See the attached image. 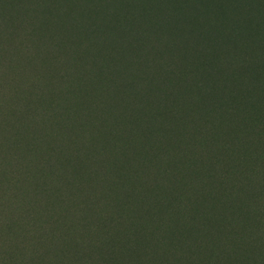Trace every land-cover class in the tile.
Instances as JSON below:
<instances>
[{"label": "rangeland", "instance_id": "1", "mask_svg": "<svg viewBox=\"0 0 264 264\" xmlns=\"http://www.w3.org/2000/svg\"><path fill=\"white\" fill-rule=\"evenodd\" d=\"M0 1L16 3V9L23 12L18 16L25 35L18 41L13 39L10 46L20 49L22 42L24 51H28V40L41 39L48 54L42 62L30 61L32 70L22 57L17 75L13 74L19 82L9 75L0 82V116L9 111L6 108L13 109L15 114H8L16 128L9 131L8 143H0V186H6L4 179L11 182L8 187L19 190L20 194H14L20 202L46 211L50 210L47 203L53 202L62 220L69 219L79 207L71 194L79 192L66 186H76L77 169L58 166L56 170L54 153L47 152L55 138L52 123L47 117V126L42 123L32 127L44 113L43 118L60 105L58 84H67L71 92L83 91L81 104L71 108L78 109L75 114L80 115L82 125L73 124L69 137L90 146L93 156L114 135L117 149L132 145L128 154L120 157L122 163H138L147 153H151L149 159L156 155L172 163L181 153L179 144L187 139L201 166L210 165L215 182L223 179L229 187L232 182L228 180L239 179L233 188L237 200H246L251 193L264 195V159L246 175H234L242 163L236 161L235 153H240L246 136L252 139L264 125V93L258 87L264 84V0ZM70 58V68L68 63H61ZM42 63L52 67V77L59 68L66 75L64 79L55 78L58 82L54 91L40 102L31 96L33 85L41 88L40 78L47 74V66ZM205 92L209 97L202 95ZM15 94L18 96L11 98ZM62 95L70 97L69 93ZM32 108L38 109L33 118L28 116ZM173 111L180 112V119L171 116ZM226 119L231 124H224ZM174 120L176 143L172 145L165 142L162 133ZM60 121L69 123L70 118ZM147 130L148 135L140 133ZM223 131L226 135L216 142L217 134ZM0 132L5 133L1 125ZM209 135L213 136L208 139ZM65 140L61 136L56 144ZM260 145L263 149L264 136ZM169 155H174L173 159ZM111 156L105 159L111 162ZM241 169L246 170L244 162ZM201 172L199 180L204 179ZM248 173L252 183L243 180ZM12 195L6 191L2 197L0 191L2 220L13 218L21 206L16 201L6 205ZM207 204L211 206L212 202ZM251 206L249 214L257 211L255 204ZM220 210L218 203L216 212ZM259 224L264 228V219ZM57 239L63 240L58 233ZM24 246L27 257H32L31 243Z\"/></svg>", "mask_w": 264, "mask_h": 264}, {"label": "trees", "instance_id": "2", "mask_svg": "<svg viewBox=\"0 0 264 264\" xmlns=\"http://www.w3.org/2000/svg\"><path fill=\"white\" fill-rule=\"evenodd\" d=\"M16 6V3L0 1V82L5 81L3 76L6 75L11 80H17L13 74L17 75L20 69L17 64L22 57L27 60L25 64L28 66L35 60L42 62L48 57L46 43L41 39L39 42L28 40L31 45L28 51H24L22 42L20 49L10 46L13 39H22L26 32L18 16L23 12L18 11ZM63 62L68 63L69 68L73 65L71 58L69 62L68 59H63ZM42 64L47 66L46 63ZM51 68L50 65L44 67L47 74L44 73L40 78L43 81L41 88L33 85L31 97L36 101L41 102L49 97L58 82L55 78L64 79L66 75L59 68L52 77L49 74ZM66 85H57L60 105L43 118L44 113L32 127L42 123L47 126V120L52 123L51 127L56 130L53 131L55 138L47 152L53 151L56 170L58 166L77 169V179L74 180L76 186H70L69 183L66 186L70 191L79 192L71 193L75 205L79 207L69 214V219L62 220L55 203H47L48 211L27 206L15 195L20 194L17 192L19 190L14 187V192L12 187H8L13 184L4 179L6 186H0L2 197L6 191L13 194L12 198L7 199L6 205L12 206L13 201H16L21 208H18L13 218L2 220L0 216V264H264V228L259 224L264 219L263 194L251 193L246 200H237L233 188L239 179L228 180L232 182L229 187L223 179L215 182L210 165L207 164L206 168L205 165L201 166L200 159L191 151L187 139L179 144L181 153L176 159H173L174 155H169L173 159L172 163L158 159L156 155L149 159L151 153L145 154L138 163H122L120 157L126 156L132 145L117 149L114 135H110L107 145L93 156L89 153L90 146H84L82 141L69 137L73 124L82 125L80 115L75 114L78 109L71 111V108L74 106L75 109L81 104L79 98L83 91L71 92L70 86ZM258 87L264 93V84ZM253 91L257 93V87ZM66 93H69L68 99L62 95ZM202 95L209 97L207 92ZM16 96L18 94L11 98ZM6 110L15 114L13 109ZM30 111L28 116L36 117L38 109L32 108ZM8 112L0 116L1 128L3 132L7 130L5 133L0 132V143H8L9 131H16L11 124L12 115ZM72 114L75 115L70 116ZM172 114L180 119L179 111H173ZM62 118H70L69 123L60 121ZM57 120L60 121L59 125ZM224 124L229 125L231 121L226 119ZM176 129L174 120L172 126L163 131L166 143H176ZM197 132L200 133L199 129ZM225 132L217 134L215 141L222 140ZM140 133L148 135V130ZM258 133L262 138L260 134L252 136V139L246 136V143L240 148V153H235L236 161L242 162L239 168L236 167V177L246 175L245 172L254 170L263 161L264 148L258 146L264 136V125ZM61 136L66 140L56 144ZM212 136L209 135L208 139ZM136 147L139 146L136 144ZM109 155H112L111 162L105 159ZM243 162L247 171L241 169ZM121 164L124 166L120 168ZM30 171L39 170L31 168ZM200 172L204 173V179H198ZM150 174L155 175L150 178ZM248 175L243 180L252 183ZM42 185L46 190L47 184L44 182ZM35 191L40 193V189ZM251 199V203H248ZM207 202H212L211 206ZM218 203L221 210L216 212ZM252 204L256 205L257 211L249 214L252 210L248 209ZM0 214H4L3 209ZM65 224L67 226L62 228ZM57 233L63 240L57 239ZM27 243L32 245L30 249L33 254L30 258L24 246ZM142 257L145 259L142 260Z\"/></svg>", "mask_w": 264, "mask_h": 264}]
</instances>
